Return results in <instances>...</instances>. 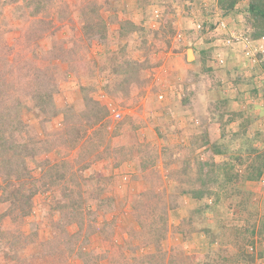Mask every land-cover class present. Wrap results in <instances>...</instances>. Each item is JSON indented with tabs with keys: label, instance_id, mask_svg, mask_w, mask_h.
<instances>
[{
	"label": "rangeland",
	"instance_id": "1",
	"mask_svg": "<svg viewBox=\"0 0 264 264\" xmlns=\"http://www.w3.org/2000/svg\"><path fill=\"white\" fill-rule=\"evenodd\" d=\"M258 9L0 0V264H264Z\"/></svg>",
	"mask_w": 264,
	"mask_h": 264
},
{
	"label": "built area",
	"instance_id": "2",
	"mask_svg": "<svg viewBox=\"0 0 264 264\" xmlns=\"http://www.w3.org/2000/svg\"><path fill=\"white\" fill-rule=\"evenodd\" d=\"M213 25H217L216 27H214L215 29L219 28L223 30L224 28H226V23L221 18H219V20ZM197 27L199 29H202V24L198 23ZM227 35L228 37H224V40L222 41V44L225 47L232 48L237 52L239 51L241 56L245 60H249L252 64L264 63V34L255 38L250 37V35H247L246 33H228ZM221 57L218 56L217 59L219 63L223 64L225 60L223 59V57Z\"/></svg>",
	"mask_w": 264,
	"mask_h": 264
},
{
	"label": "trees",
	"instance_id": "3",
	"mask_svg": "<svg viewBox=\"0 0 264 264\" xmlns=\"http://www.w3.org/2000/svg\"><path fill=\"white\" fill-rule=\"evenodd\" d=\"M38 11H40V6H34L33 7V13H36V12H38ZM258 11V13H259V15H260V17L262 18V19H264V9H258L257 10ZM21 213L24 211V210H19Z\"/></svg>",
	"mask_w": 264,
	"mask_h": 264
}]
</instances>
